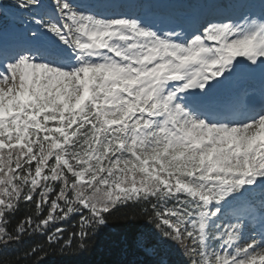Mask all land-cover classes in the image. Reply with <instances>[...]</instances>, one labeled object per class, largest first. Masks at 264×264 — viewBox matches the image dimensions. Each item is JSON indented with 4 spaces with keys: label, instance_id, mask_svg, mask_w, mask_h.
<instances>
[{
    "label": "snow or ice",
    "instance_id": "snow-or-ice-1",
    "mask_svg": "<svg viewBox=\"0 0 264 264\" xmlns=\"http://www.w3.org/2000/svg\"><path fill=\"white\" fill-rule=\"evenodd\" d=\"M51 9L33 17L43 31L28 46L0 50V244L33 226L26 216L7 230L21 202L47 207L35 229L80 213L81 238L114 207L144 202L190 264H264V213L258 232L242 215L216 224L230 201L264 187V106L240 119L207 106L234 75H264V4L259 19L226 17L183 39L73 0Z\"/></svg>",
    "mask_w": 264,
    "mask_h": 264
},
{
    "label": "trees",
    "instance_id": "trees-1",
    "mask_svg": "<svg viewBox=\"0 0 264 264\" xmlns=\"http://www.w3.org/2000/svg\"><path fill=\"white\" fill-rule=\"evenodd\" d=\"M13 26L0 14V35ZM46 214V206L38 215L34 203L21 202L19 210L7 217V230L13 234L26 216H32L34 224L18 241L0 244V264H190L181 245L157 232L144 202L114 207L105 214L106 223L87 229L84 238L78 235L80 213L35 229V222ZM57 227L65 231L50 242L48 237Z\"/></svg>",
    "mask_w": 264,
    "mask_h": 264
},
{
    "label": "rangeland",
    "instance_id": "rangeland-1",
    "mask_svg": "<svg viewBox=\"0 0 264 264\" xmlns=\"http://www.w3.org/2000/svg\"><path fill=\"white\" fill-rule=\"evenodd\" d=\"M73 2L78 3L82 9L91 10L92 12L98 13L105 17H112L110 16L111 13L106 14L101 10L99 6H94L91 8L89 7L90 3H86L82 5L81 4L82 2H80L79 0H73ZM83 2H87V0ZM91 3H93V1H91ZM240 20H238L237 22H239ZM207 23H204V25H206ZM202 30L203 28H201V31ZM182 39H183V34H182ZM258 78L264 79V75H262L260 71H257L255 73L244 71L234 75L232 78L227 79L228 84L221 91H219L214 96H210V100L208 101L207 106L211 109V111H216L218 108H230L236 103L242 105L245 97H248L251 94L250 93L242 94L240 95L241 97L239 96L240 98L239 97L237 98L236 95L242 88L245 87L247 82L251 83L252 86L254 85L253 87H256L255 80ZM234 99H236V102L234 101ZM251 193H253L252 198H248L249 195H245L243 199L240 200L239 202L230 201L229 205L225 206L224 210H226L227 208L229 209L230 207H233L234 209L246 210V211L253 209L256 210V212L258 213V217H261L262 213H264V187H262L261 185H257L255 188L251 189ZM229 217H232V214H228L225 217L221 216L220 220L216 221V224L220 225V224L235 222L234 220H230ZM253 222L256 223L255 221ZM254 223L251 222V227L253 228H254ZM211 231L213 233V239L210 241V246L213 250H216L218 248V242L216 238L215 226H213Z\"/></svg>",
    "mask_w": 264,
    "mask_h": 264
},
{
    "label": "bare ground",
    "instance_id": "bare-ground-1",
    "mask_svg": "<svg viewBox=\"0 0 264 264\" xmlns=\"http://www.w3.org/2000/svg\"><path fill=\"white\" fill-rule=\"evenodd\" d=\"M259 91V89L258 88H256V87H253L252 85H251V83H249V82H247V84L245 85V87L244 88H242L239 92H238V94L236 95L237 96V98L240 96V95H242V94H245V93H253V92H258ZM241 97V96H240ZM239 97V98H240ZM246 98V97H245ZM234 101L236 102V99H234ZM238 103H236L235 105H237ZM246 206V205H245ZM230 209H227V210H224V214L222 215V217H225L226 215H228V214H232V212H231V210L229 211ZM251 221V220H250ZM252 222V221H251ZM259 229V228H258ZM256 231H257V229H255ZM247 241L246 240H243V241H241V246H243V244L244 243H246Z\"/></svg>",
    "mask_w": 264,
    "mask_h": 264
},
{
    "label": "water",
    "instance_id": "water-1",
    "mask_svg": "<svg viewBox=\"0 0 264 264\" xmlns=\"http://www.w3.org/2000/svg\"><path fill=\"white\" fill-rule=\"evenodd\" d=\"M219 89V85H217L213 90L211 94H214Z\"/></svg>",
    "mask_w": 264,
    "mask_h": 264
}]
</instances>
